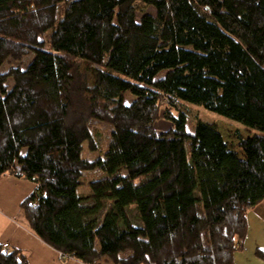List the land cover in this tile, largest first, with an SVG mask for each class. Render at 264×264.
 <instances>
[{
    "label": "trees",
    "instance_id": "1",
    "mask_svg": "<svg viewBox=\"0 0 264 264\" xmlns=\"http://www.w3.org/2000/svg\"><path fill=\"white\" fill-rule=\"evenodd\" d=\"M183 102L261 134L237 135L239 156L214 125L190 134ZM159 118L169 128L156 134ZM95 120L109 126L107 148L84 160L85 143L100 150ZM86 171L105 174L89 183L92 205L77 192ZM9 175L34 184L20 204L26 226L64 259L233 264L264 200V0H0V178ZM0 264L29 262L1 244Z\"/></svg>",
    "mask_w": 264,
    "mask_h": 264
},
{
    "label": "crops",
    "instance_id": "2",
    "mask_svg": "<svg viewBox=\"0 0 264 264\" xmlns=\"http://www.w3.org/2000/svg\"><path fill=\"white\" fill-rule=\"evenodd\" d=\"M34 184L12 176L0 178V245L26 254L29 264H81L64 259L33 236L23 213L21 202L31 195ZM247 234L243 248L236 252L233 264H264V200L247 214ZM261 252L263 257L257 255Z\"/></svg>",
    "mask_w": 264,
    "mask_h": 264
},
{
    "label": "rangeland",
    "instance_id": "3",
    "mask_svg": "<svg viewBox=\"0 0 264 264\" xmlns=\"http://www.w3.org/2000/svg\"><path fill=\"white\" fill-rule=\"evenodd\" d=\"M150 10L152 11V13H154L152 9ZM33 56L34 54L31 53L28 57L24 58L22 62L21 61L18 62V65L21 66L22 68L26 67L27 63L32 60ZM9 66H10L9 64H6V66H4V68L2 69V72L7 71ZM79 69L80 72L83 73L85 76L87 86L90 88L93 87L95 69H93L86 62H83L80 65ZM8 83L10 86H12V83L10 81ZM133 99L134 97L129 93L125 94V100L127 101V104L132 102ZM179 109H181L182 112H185L187 114L188 123L186 129L190 134H193L194 132L193 129L197 122L214 125L216 126L217 130H220L223 136V140L227 142L228 147L235 151H239V156H242L243 151L237 149V144H238L237 135H242L243 137H249L252 136L253 134H258V135L261 134L258 130L247 128L241 123L225 118L219 115L218 113L216 114L214 112L205 110L204 108L196 104L193 105L183 102L181 106L179 105ZM90 124L94 134L96 135L95 142H97V145L99 146L100 150L97 152H91L89 151V148L85 143L83 145L84 148L81 153V158H83L84 160L93 161L96 160L97 157L102 156L103 153L105 152V149L107 148L106 140L108 136L107 132L109 131V126H106L105 124H102L96 120L92 121ZM167 128H169V124L165 122L163 118L162 119L159 118L155 120L154 132L156 134H161V132H163V130H166ZM186 153L189 156L187 145H186ZM104 177L105 174L101 171H86L83 174V176L80 178L81 185L78 187L77 192L80 197L86 198L85 202L87 203V205L93 204V202L89 199V197L92 195V191H90L89 183L92 181H97L98 179ZM111 203H112L111 201L107 202L104 210L100 212V215L97 217L98 223L105 216V211L108 210V208H110ZM125 212H127L129 218L136 227H141V222H139L137 215L138 211L136 205H132L125 208ZM3 246L5 250H9L8 246L5 245ZM127 253L128 252H125L122 256H125ZM104 259L108 260L107 258Z\"/></svg>",
    "mask_w": 264,
    "mask_h": 264
}]
</instances>
